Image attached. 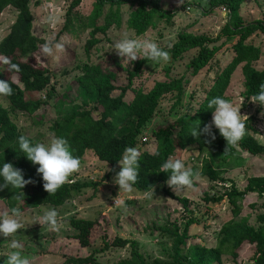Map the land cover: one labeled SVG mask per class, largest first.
I'll return each mask as SVG.
<instances>
[{
  "label": "rangeland",
  "instance_id": "374dc122",
  "mask_svg": "<svg viewBox=\"0 0 264 264\" xmlns=\"http://www.w3.org/2000/svg\"><path fill=\"white\" fill-rule=\"evenodd\" d=\"M36 1H39V4L35 2L31 6L34 15V36L39 39L41 46L50 39L63 45L60 51H54L51 56H44L40 49L33 54L53 75L51 85L41 94L42 99H47L49 90L54 91V96L49 101L46 111L35 114L15 110L2 95L0 104L8 110L22 135L40 143H47L54 136L51 128L64 115L77 110H87L83 108L84 97L77 83V79L83 74L81 69L86 66L97 67L106 72L116 73L118 79L122 80L125 71L133 70L136 63L142 60L138 58L134 62L123 63V59L116 55L112 46L114 41L120 38L121 33L131 32L134 37L146 34L163 50L169 51L178 43L182 34L205 35L216 39L224 26L232 20L229 11L222 7L210 15H205V11L210 8V0H196L197 8L192 7L180 12L171 21L157 19L148 31L139 34L130 29L129 12L128 9H124L121 24H115L106 34L98 35V44L88 53L86 42L90 38V31H84V26L92 15L95 0H82L81 5L75 8L70 16L69 9L76 0ZM16 16L17 12L13 8L0 13V42L14 24ZM70 17L74 18V23L67 32L65 26ZM239 19L244 24L264 22V0H243L239 9ZM225 40L222 38L218 42L217 45H222L220 50L197 75L192 73L191 62L198 55L199 49L184 53L177 59H173L168 53L169 59L166 63L149 62L146 65L135 84L136 90L127 94L125 99L127 103L134 100L138 91L148 92L159 82L184 78L188 84L182 102L178 100L176 94H169L159 101L154 117L142 129L140 135L141 137L147 135L150 141L143 145L139 138L136 146L138 153L154 152L157 146L155 141L157 129L183 116L188 105L195 106L197 102L207 98L218 76L233 61V46L237 39L232 42ZM248 43L262 50L261 59L253 66L257 70H264V34L258 32L251 35ZM242 67L243 65L239 66L231 75L225 97L239 109L242 116H246L243 118L245 123L243 138L253 137L264 145V108L247 100L246 78ZM236 149L237 152L231 158H225L210 149L204 152L188 149L173 156L180 159L186 167L199 173L204 160H207L227 182L214 183L197 172V178L190 187L173 192L167 184L161 183L157 190L149 193L140 192L132 187L131 191L120 193L116 204L114 198L118 196L119 190L113 179L115 173L119 171V166L113 170L109 164L99 161L94 152L89 151L81 159L78 170L72 173L65 183L90 186L62 207L41 206L20 215L22 227L15 238L23 245V254L29 258L30 264H64L69 258L86 259L95 250H101L105 246V237L109 242L116 238L137 241L140 254L149 264L173 263L176 260L174 242L161 236L158 229L176 224L182 233L190 223L186 245L182 246L183 252L179 260L183 264L201 262L199 248L214 247L223 225L235 218L228 199L218 204H208L204 200L205 192L217 197L230 191L232 183L239 191H243L250 177L264 176V154L253 156L243 152L239 146ZM248 199L249 202L258 201L256 208L244 207L236 221L257 227L258 215L264 214V197L258 199L255 195H248ZM50 208L57 212V226L54 229L36 223ZM5 213H10L9 205L6 201L0 200V215ZM72 218L96 223L93 229L94 240L90 247L81 248L73 238L76 231L69 224ZM8 239L0 235V264H4L8 253ZM255 250L251 245H244L238 258L223 256L215 264H254L252 257ZM130 253V246L124 249L112 248L104 254H98L97 261L100 264H120L130 258Z\"/></svg>",
  "mask_w": 264,
  "mask_h": 264
},
{
  "label": "trees",
  "instance_id": "16d2710c",
  "mask_svg": "<svg viewBox=\"0 0 264 264\" xmlns=\"http://www.w3.org/2000/svg\"><path fill=\"white\" fill-rule=\"evenodd\" d=\"M35 2L39 4L36 0H0V13L8 8H13L17 12L14 24L0 42V80L9 82L12 88V94L4 97L15 110L29 114L46 111L49 101L54 96L53 90H49L46 100L42 99L41 95L51 85L53 75L50 69L38 62L33 55L41 48L39 39L33 34L34 15L31 6ZM81 2L82 0H76L71 5L69 16L81 5ZM242 4L243 0H210V8L205 11V15H210L216 12L217 8L222 7L229 11L232 19L224 26L219 37L212 39L205 35L182 34L178 43L167 51L173 59H177L184 53L199 49L198 55L191 62L192 73L197 75L218 53L222 45L217 44L222 38H225L226 42L237 39L233 46L232 63L218 76L207 98L197 102L195 106L188 105L183 116L157 129L155 132L157 146L154 152L139 153L140 167L133 185L138 191L149 193L157 190L159 184H166L168 176L167 173H162L161 164L177 152L188 149L204 152L210 149L225 158H231L237 152L236 147L239 146L243 152L253 156L264 154V145L253 137H242L237 145L227 146L226 141L214 127L212 128L214 140L208 136L195 138L190 135L193 128L198 126L203 128L205 124H210L212 117L208 102L211 99L222 97L229 101L225 97V92L229 87L231 75L239 66L243 65L247 100L249 96L258 92L259 85L264 83V70H257L253 66L261 59L262 50L248 43L251 35L258 32L264 34V22L242 23L239 19V9ZM197 6L196 0H95L92 15L84 26V31H90L86 50L89 53L95 48L99 42L98 35L106 34L115 24H121L124 9H128L129 12L130 29L142 34L155 24V20L171 21L180 12ZM73 23L74 18L70 17L65 31L69 32ZM149 62L151 61L147 59L137 62L133 70L125 71L122 80L118 79L116 73L106 72L97 67L86 66L81 69L83 74L77 79V83L84 97L83 108L87 110H77L64 115L51 128L55 137L66 139L70 152L74 157L79 158V161L87 152L92 151L99 161L109 164L113 170L116 169L118 167L116 161L124 148H136L138 145L141 131L154 117L159 101L169 94H176L178 100L182 102L188 84L184 78L159 82L148 92L138 91L131 103L126 102L127 94L136 90L135 84ZM9 64L17 65V69L8 71ZM193 112L195 113L191 116ZM20 135L22 134L11 119L8 110L0 104V164L11 163L21 170L25 180L32 181L26 184L23 190L5 188L0 191V200L8 203L10 211L16 208L22 215L41 206L62 207L90 186L64 183L54 194L49 195L43 189V181L36 171L38 165H32L19 150L17 137ZM25 137L32 141L29 137ZM191 170L194 174L198 172ZM198 174L214 183L227 182L207 160H204L201 172ZM248 195H255L258 199L264 197V176L250 177L243 191H239L232 183L230 191L217 197L205 192L204 200L208 204H218L228 199L235 218L223 225L214 247L199 248L202 260L196 264H215L223 256L236 259L241 248L247 244L256 249L252 257L254 264H264V214L258 215L257 227L236 221L244 207L255 209L258 204L257 200L249 202L251 197L247 200ZM69 224L76 231L73 238L80 247H90L94 240L93 229L96 223L72 218ZM189 226L190 223L182 233L176 224L158 229L161 236L174 242L176 260L173 263L154 264H183L179 257L183 252L182 246L186 245ZM104 241L105 246L101 250H95L86 259L69 258L67 264H100L97 261L98 254H104L112 248L124 249L127 246L131 247L130 258L120 264H149L140 254L137 241L116 238L109 242L106 237Z\"/></svg>",
  "mask_w": 264,
  "mask_h": 264
},
{
  "label": "clouds",
  "instance_id": "9594fccd",
  "mask_svg": "<svg viewBox=\"0 0 264 264\" xmlns=\"http://www.w3.org/2000/svg\"><path fill=\"white\" fill-rule=\"evenodd\" d=\"M63 45L46 41L40 48L44 56H51L53 52L60 51ZM170 47V45H169ZM113 50L118 57L123 59V63L134 62L138 58L147 59L152 64H163L169 59L168 52L163 50L158 44L149 39L147 35L134 37L131 32H123L120 38L114 41ZM17 69V65L9 64L8 71ZM12 88L9 82L0 80V95L9 96ZM248 100L264 108V83L259 85V90L248 97ZM211 109V122L205 124L203 128L195 127L190 131V135L195 138L200 136L215 139L212 128L218 130L219 134L226 141L227 146H235L245 135V123L242 116L231 102L222 98L214 97L208 102ZM195 112L191 113L192 116ZM20 152L32 164L38 165L37 173L43 181V189L50 194H54L79 168V158L74 157L69 150L68 142L63 137L53 136L47 143L32 142L25 136L17 137ZM119 171L115 173L113 183L118 186V196L114 198V203H118L120 193H127L132 190L136 182L139 166V153L136 148L125 147L119 159L116 161ZM162 173H167L166 184L173 192L185 187H190L197 174L186 167L180 160L169 156L161 164ZM0 191L5 188L23 190L31 180L23 178L21 170L15 168L11 163L0 164ZM18 198V197H17ZM21 213L16 208H12L10 213L0 215V235L9 238L7 240L8 253L5 264H30L29 258L23 254V245L15 238L18 230L22 227L20 222ZM39 225L44 224L54 229L57 226V212L55 209H48L36 221Z\"/></svg>",
  "mask_w": 264,
  "mask_h": 264
},
{
  "label": "built area",
  "instance_id": "2783aa9c",
  "mask_svg": "<svg viewBox=\"0 0 264 264\" xmlns=\"http://www.w3.org/2000/svg\"><path fill=\"white\" fill-rule=\"evenodd\" d=\"M226 10V9H225ZM150 141V138L147 137V135H143V137H140L141 144H147Z\"/></svg>",
  "mask_w": 264,
  "mask_h": 264
}]
</instances>
